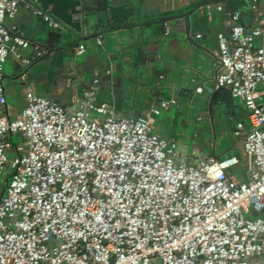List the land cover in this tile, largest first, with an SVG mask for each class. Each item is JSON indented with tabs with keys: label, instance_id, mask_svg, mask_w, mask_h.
Instances as JSON below:
<instances>
[{
	"label": "built area",
	"instance_id": "built-area-1",
	"mask_svg": "<svg viewBox=\"0 0 264 264\" xmlns=\"http://www.w3.org/2000/svg\"><path fill=\"white\" fill-rule=\"evenodd\" d=\"M123 1V0H122ZM53 28L61 23L30 0H0V264H264V9L249 0L256 24L221 3L229 30L217 34L214 88L243 100L249 127L234 134L248 158L247 177L218 157L153 129L148 113L125 115L99 97V76L75 106L25 92L12 115L4 86L10 55L26 64L44 55L7 19L20 4ZM168 32V29H167ZM96 41L102 44V36ZM87 50L85 43L76 53ZM108 74L111 69L106 70ZM197 85L196 90L202 91ZM22 140L15 144L13 134ZM12 152L8 160L7 152Z\"/></svg>",
	"mask_w": 264,
	"mask_h": 264
},
{
	"label": "crops",
	"instance_id": "crops-1",
	"mask_svg": "<svg viewBox=\"0 0 264 264\" xmlns=\"http://www.w3.org/2000/svg\"><path fill=\"white\" fill-rule=\"evenodd\" d=\"M30 1L48 11L61 26L44 23L23 2L16 16L7 19V24H18L31 40L27 55L34 53L36 45L44 50L31 64L13 55L5 62L10 114L23 109L28 89L75 106L82 91L99 76V97L121 114L148 113L162 98L176 97V103L151 115L153 129L186 144L190 151L218 157L238 154L240 162L231 171L238 178L247 177L243 141L234 134L238 120L249 127L244 102L233 97L227 87L214 88L217 34L229 30L223 11L215 9L208 14L199 8L187 20L180 14L197 0ZM219 3L239 9L246 27L256 24L249 0ZM259 6L264 9V0H259ZM97 36H102V44L97 43ZM80 43H85L87 50L76 53ZM197 85L202 91L196 90ZM259 87L264 90V84Z\"/></svg>",
	"mask_w": 264,
	"mask_h": 264
},
{
	"label": "rangeland",
	"instance_id": "rangeland-1",
	"mask_svg": "<svg viewBox=\"0 0 264 264\" xmlns=\"http://www.w3.org/2000/svg\"><path fill=\"white\" fill-rule=\"evenodd\" d=\"M189 128L191 129L192 126H189L188 129H189ZM187 138H188V140H190V139H189V136H188ZM187 138H186V139H187ZM21 140H22V135H21L20 133H17V134L15 133V134H13V136H12V141H13L15 144L19 143ZM7 155H8V160H10L11 157H12V152H11V151H8V152H7ZM9 171H10V167H9V165H6V169L4 170L3 175L0 177V184H1V185H4V183H5V181H6V177H7Z\"/></svg>",
	"mask_w": 264,
	"mask_h": 264
},
{
	"label": "water",
	"instance_id": "water-1",
	"mask_svg": "<svg viewBox=\"0 0 264 264\" xmlns=\"http://www.w3.org/2000/svg\"><path fill=\"white\" fill-rule=\"evenodd\" d=\"M223 1L225 0H197L195 5L191 9L187 10L186 12H182L180 16H185L186 19L189 20V16L193 11L201 8L202 6L206 4H215V3H219Z\"/></svg>",
	"mask_w": 264,
	"mask_h": 264
},
{
	"label": "trees",
	"instance_id": "trees-1",
	"mask_svg": "<svg viewBox=\"0 0 264 264\" xmlns=\"http://www.w3.org/2000/svg\"><path fill=\"white\" fill-rule=\"evenodd\" d=\"M9 173H10V171L8 172V175H9ZM8 175H7V176H8Z\"/></svg>",
	"mask_w": 264,
	"mask_h": 264
}]
</instances>
